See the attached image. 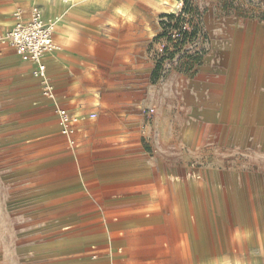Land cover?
<instances>
[{
  "label": "crops",
  "instance_id": "1",
  "mask_svg": "<svg viewBox=\"0 0 264 264\" xmlns=\"http://www.w3.org/2000/svg\"><path fill=\"white\" fill-rule=\"evenodd\" d=\"M45 4L0 0V30L13 25L18 10L29 15L39 6L45 14ZM54 7L50 19L44 15L55 22L54 36L57 31L65 36L70 28L76 37L69 55L56 56L62 51L56 46L44 61L54 91L56 86L66 106L81 114L75 126L80 129L71 137L74 146L62 134L61 124L55 125L68 140L62 158H69L74 168L56 174L55 186L61 192L54 205L62 207L63 194H68L63 190L70 191L76 205L71 215L92 231L72 246L102 252L68 264H264V60L254 66L256 100L240 99L242 39L234 31L229 59L224 63L218 56L215 83L198 93L202 112L190 123L197 126V134L189 133L187 123L180 135L168 137L162 151L158 120L149 117L147 101L140 96L141 57L116 49L123 68L112 70L100 53L103 46L140 45L142 24L138 39L111 40L94 28L92 15L104 9L92 0H57ZM115 9L117 25L109 29L125 32L129 22L121 8ZM132 24L136 27V21ZM262 42L259 55L264 53V38ZM212 58L206 54L201 70ZM30 66L0 43V102L9 106L37 95L39 102L44 100L33 71L26 69ZM152 71L146 74L150 77ZM145 91L152 92V86ZM240 109L253 116L240 118ZM208 144L216 148L214 153H207ZM192 157L199 158L198 164ZM56 246L67 247L68 241L62 239ZM118 246L124 257L113 255Z\"/></svg>",
  "mask_w": 264,
  "mask_h": 264
},
{
  "label": "rangeland",
  "instance_id": "2",
  "mask_svg": "<svg viewBox=\"0 0 264 264\" xmlns=\"http://www.w3.org/2000/svg\"><path fill=\"white\" fill-rule=\"evenodd\" d=\"M92 1L96 8L104 9L92 17L94 28L106 38L138 39V24H142L140 45L103 46L99 52L112 70L123 68V63L115 56L116 49L141 57L144 74L137 78V82L143 84L144 92L140 96L147 101L149 117L158 120L157 141L162 151H166L164 145L168 137L180 135L187 123L189 133L197 134V126L190 123L202 112L198 93L206 85L215 83L212 76L215 70L220 71L218 56H223V62H227L229 57L226 55L232 49L233 34L237 30L242 39L239 46L242 62L238 68L241 71L239 96L246 102L256 100V94L252 93L258 86L254 68L264 60V53L258 54L264 38V20L259 16L264 12V0H189L190 11H186V0ZM56 2L45 0L48 19ZM115 8H121L124 21L130 23L125 32L109 29L117 25ZM170 14L175 17L168 16ZM192 18L200 22L197 37H187L183 33L192 29ZM134 21L136 27L132 24ZM66 30L65 36L60 37L58 31L54 36L55 45L62 48L56 56L69 55L72 49L76 33L70 28ZM91 49L94 56L95 47ZM208 53L212 54V61L201 70ZM151 68L153 71L149 77L146 71ZM26 69L33 71L34 67ZM156 69L157 79L154 80ZM34 79L41 87L42 102L36 98L38 95L24 101L20 98L9 106L0 102V264H68L72 259L97 257L102 252L91 248L75 250L72 246L74 240L92 231L89 225L79 222L76 215H71L70 211L76 206H72L71 192L63 190L68 193L63 194V206L54 205L61 192L55 186L56 174L62 169L71 172L74 168L69 158H62L68 152V140L55 130V125L60 123L56 110L65 109L79 121L81 114L66 106L68 101L58 95L56 86L54 97L49 98L41 79ZM150 85L152 92L145 91ZM252 116L250 110H239L240 118ZM76 127L74 134L80 129ZM215 150L209 144L206 147L207 153ZM192 161L198 164L200 160L192 157ZM62 239L68 241L67 247L56 246ZM117 249L113 255L124 257V249L121 246ZM117 262L113 260L110 264Z\"/></svg>",
  "mask_w": 264,
  "mask_h": 264
},
{
  "label": "built area",
  "instance_id": "3",
  "mask_svg": "<svg viewBox=\"0 0 264 264\" xmlns=\"http://www.w3.org/2000/svg\"><path fill=\"white\" fill-rule=\"evenodd\" d=\"M55 22L46 20L43 10L34 6L29 15L23 10L14 13L12 26L0 30V43L11 47L23 61L34 65L33 74L41 79L49 98L54 97V87L50 81L45 56L56 49L54 41ZM62 126V134L67 136L70 145L76 143L71 138L78 121L65 109L56 110Z\"/></svg>",
  "mask_w": 264,
  "mask_h": 264
},
{
  "label": "trees",
  "instance_id": "4",
  "mask_svg": "<svg viewBox=\"0 0 264 264\" xmlns=\"http://www.w3.org/2000/svg\"><path fill=\"white\" fill-rule=\"evenodd\" d=\"M186 5H187L186 11H190L192 8H191V5L189 4V0H186ZM168 16L173 17V18L175 17L173 14H170ZM259 16L261 17L262 20H264V12L261 15H259ZM190 24L192 26V29L190 31H184L183 32L184 35L187 36V37L188 36L197 37V35L199 34V32L201 30V28H200V22L198 20H194L192 18L190 20ZM153 77H154V80L157 79V69H156V71L153 72Z\"/></svg>",
  "mask_w": 264,
  "mask_h": 264
},
{
  "label": "bare ground",
  "instance_id": "5",
  "mask_svg": "<svg viewBox=\"0 0 264 264\" xmlns=\"http://www.w3.org/2000/svg\"><path fill=\"white\" fill-rule=\"evenodd\" d=\"M49 1H53V0H49ZM63 2H66V1H68V0H62ZM45 15V14H44ZM48 75H49V73H48Z\"/></svg>",
  "mask_w": 264,
  "mask_h": 264
}]
</instances>
